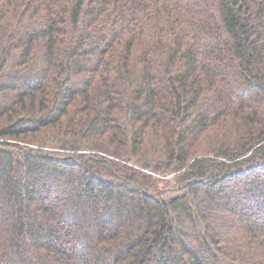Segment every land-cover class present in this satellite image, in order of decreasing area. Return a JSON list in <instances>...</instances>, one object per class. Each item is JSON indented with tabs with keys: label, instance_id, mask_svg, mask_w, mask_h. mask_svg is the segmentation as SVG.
Wrapping results in <instances>:
<instances>
[{
	"label": "trees",
	"instance_id": "1",
	"mask_svg": "<svg viewBox=\"0 0 264 264\" xmlns=\"http://www.w3.org/2000/svg\"><path fill=\"white\" fill-rule=\"evenodd\" d=\"M0 264H264V0H0Z\"/></svg>",
	"mask_w": 264,
	"mask_h": 264
},
{
	"label": "rangeland",
	"instance_id": "2",
	"mask_svg": "<svg viewBox=\"0 0 264 264\" xmlns=\"http://www.w3.org/2000/svg\"><path fill=\"white\" fill-rule=\"evenodd\" d=\"M169 175H171V174H167V176H169Z\"/></svg>",
	"mask_w": 264,
	"mask_h": 264
}]
</instances>
